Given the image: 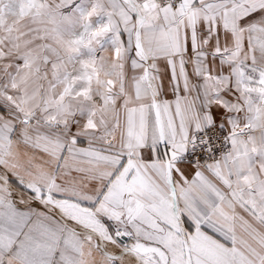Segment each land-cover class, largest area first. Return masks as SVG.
I'll list each match as a JSON object with an SVG mask.
<instances>
[{
    "label": "snow or ice",
    "instance_id": "1",
    "mask_svg": "<svg viewBox=\"0 0 264 264\" xmlns=\"http://www.w3.org/2000/svg\"><path fill=\"white\" fill-rule=\"evenodd\" d=\"M0 264H264V0H0Z\"/></svg>",
    "mask_w": 264,
    "mask_h": 264
}]
</instances>
